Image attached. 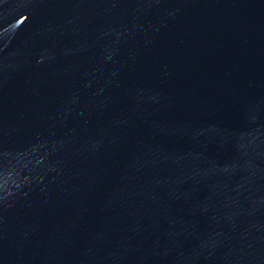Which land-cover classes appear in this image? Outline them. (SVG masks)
Returning <instances> with one entry per match:
<instances>
[{
    "label": "water",
    "instance_id": "obj_1",
    "mask_svg": "<svg viewBox=\"0 0 264 264\" xmlns=\"http://www.w3.org/2000/svg\"><path fill=\"white\" fill-rule=\"evenodd\" d=\"M0 264H264V0H0Z\"/></svg>",
    "mask_w": 264,
    "mask_h": 264
}]
</instances>
